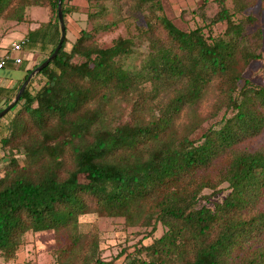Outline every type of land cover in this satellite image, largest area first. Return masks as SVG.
<instances>
[{"label":"trees","instance_id":"trees-1","mask_svg":"<svg viewBox=\"0 0 264 264\" xmlns=\"http://www.w3.org/2000/svg\"><path fill=\"white\" fill-rule=\"evenodd\" d=\"M56 1L22 0L13 14L22 22L21 8L32 5L50 19L24 36L20 64L5 68L21 73L0 82V110L55 48ZM120 1L142 16L150 37L139 69L119 62L133 53L130 37L105 47L96 42L111 24L80 31L68 50L64 36L54 59L0 118V257L12 258L27 232H51L56 264H264V139L255 149L241 147L264 132V90L242 76L259 59L261 33L246 31L256 19L250 13L256 0H229V8L226 0H212L211 16L202 0L195 9L200 25L187 31L166 18L160 0H86L93 7L87 20ZM12 2L0 0V17ZM60 10L64 20L74 8L61 0ZM218 24L223 30L214 34ZM29 59L37 62L27 69L22 62ZM213 81L230 115L197 140L172 138L174 119ZM130 96L129 119L104 126L105 106ZM220 159L222 168L203 180ZM222 185L228 193L220 203L197 206L208 198L204 189L211 196ZM90 213L149 234L157 225L163 231L104 260L93 235L78 232V218Z\"/></svg>","mask_w":264,"mask_h":264},{"label":"rangeland","instance_id":"rangeland-1","mask_svg":"<svg viewBox=\"0 0 264 264\" xmlns=\"http://www.w3.org/2000/svg\"><path fill=\"white\" fill-rule=\"evenodd\" d=\"M29 1V0H25ZM202 0H160L162 13L172 21L178 28L182 30H191L200 25L199 18L195 13L196 7ZM22 0H13L10 8L0 17V49L9 53L11 41H19L38 25L47 22L50 17L44 7L25 5L23 6L21 16L23 21L14 19V15ZM203 13L205 16H211L217 10V6L212 0H205ZM21 3V4H20ZM67 7L74 8L63 20L65 29V50H68L70 44L78 36L80 31H88L94 27H101L111 24L113 27L109 31L99 32L95 36L96 42L100 46H108L111 40L116 37H130L135 47L133 53L119 60L121 66L125 70H137L142 64V60L148 53L150 37L144 35V23L141 15H132L128 4L125 1L118 3H105L106 14L96 21H89L86 13L93 7L86 0H65ZM226 6L229 8V0H226ZM250 13L256 18L254 24L246 27L248 33L259 30L262 36L260 47L256 54L259 59L250 62L243 72V78L253 85L264 90V0H256V5ZM14 14V15H13ZM223 30V25L218 24L212 28L214 34H218ZM26 50L22 52V57L26 54ZM15 56L14 53H9ZM19 55V54H18ZM21 55V53H20ZM29 58H32L29 54ZM37 60L23 61L22 66L30 68ZM18 68V67H17ZM20 70L2 69L0 70V82L4 79H14L20 75ZM220 86L217 81L209 83L200 99L191 107L185 108L174 119L170 132L172 138H180L186 136L190 140H197L199 136L209 127L213 126L222 117H228L230 113L225 110L219 93ZM147 90V89H146ZM114 98L110 104L105 106V116L101 120L104 126H111L119 122L129 119L131 98ZM146 106L154 110L152 104L146 103ZM146 110V109H145ZM148 112V111H147ZM146 111H143V117ZM149 114V112H148ZM264 139L263 134L247 143L241 145L246 149H255L260 146ZM7 164V160H3ZM223 159H220L216 166L206 173L201 174L203 180L211 179L217 171L222 168ZM220 189L213 195L210 189H204L201 194L207 196L206 200L200 199L197 206H206L212 208L215 203H220L227 195L228 191L225 186L218 187ZM78 232L82 234H92L97 241V255L104 260L114 258L121 250L130 252L134 246L138 244L144 245L152 239L159 237L163 228L159 225L149 234L148 229L125 228L121 219L100 216L95 213L86 214L78 218ZM55 249L54 237L51 232L29 233L23 235L19 246L10 259L0 257V264H56L52 251ZM122 258L116 260L121 263Z\"/></svg>","mask_w":264,"mask_h":264},{"label":"water","instance_id":"water-1","mask_svg":"<svg viewBox=\"0 0 264 264\" xmlns=\"http://www.w3.org/2000/svg\"><path fill=\"white\" fill-rule=\"evenodd\" d=\"M60 2L61 0L56 1V16H57L58 27H59V38H58L55 48L53 49L52 53L40 65L36 66L34 69H32L27 74V76L25 77L21 85L19 86L11 102L5 108L0 110V118L4 116V114L7 113L15 105V103L19 100L29 79L32 76L38 74L48 64L50 60L54 59L58 50L60 49L62 41L65 36L64 24H63V19H62L61 10H60Z\"/></svg>","mask_w":264,"mask_h":264},{"label":"built area","instance_id":"built-area-1","mask_svg":"<svg viewBox=\"0 0 264 264\" xmlns=\"http://www.w3.org/2000/svg\"><path fill=\"white\" fill-rule=\"evenodd\" d=\"M25 43L24 38L19 41H14L10 43L9 53L16 54L15 56L9 55L8 52H5L0 56V70L5 69L7 66H17L21 62V51ZM19 54V55H18Z\"/></svg>","mask_w":264,"mask_h":264},{"label":"crops","instance_id":"crops-1","mask_svg":"<svg viewBox=\"0 0 264 264\" xmlns=\"http://www.w3.org/2000/svg\"><path fill=\"white\" fill-rule=\"evenodd\" d=\"M12 42H14V41H11V43H12ZM22 52H23V50L21 51V59L23 58V57H22ZM4 53H5V51L3 52V51L0 49V56L3 55ZM27 69H28V68H27Z\"/></svg>","mask_w":264,"mask_h":264}]
</instances>
